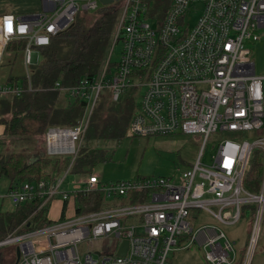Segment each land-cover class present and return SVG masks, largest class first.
<instances>
[{
    "label": "built area",
    "instance_id": "obj_1",
    "mask_svg": "<svg viewBox=\"0 0 264 264\" xmlns=\"http://www.w3.org/2000/svg\"><path fill=\"white\" fill-rule=\"evenodd\" d=\"M42 1V12L31 18L0 17V53L10 42H25L27 91H33L29 66L34 65V48L48 46L78 18L113 8L117 13L113 43L96 77L67 87L56 82L50 89L85 107L75 125L51 126L43 135L44 154L58 161L68 159L67 166L51 170L52 176L13 186L5 198L13 208L38 204L35 213L56 201L72 204L86 191L122 201L80 215L72 206L67 208L71 213L51 225L8 235L0 249L18 248L15 264H169L171 253L196 245L207 264H251L264 217V78L254 72L248 43L264 39V0H111L107 7L100 0ZM152 1L158 4L153 6ZM158 9L164 10L162 19ZM5 17L13 18L11 33ZM21 25L26 26L24 33ZM117 43L122 46L120 59L111 70ZM129 88L141 91L127 135L199 136L197 161L177 181L146 178L102 184L92 173L69 183L66 178L72 174L101 91L108 89L116 102ZM23 92L21 83L0 85V96L18 97ZM218 132L231 138L210 140ZM244 134L249 137L244 139ZM209 144L214 154L206 165L201 157ZM253 152L262 160L258 191L245 185ZM201 211L226 227L235 226L244 215L249 229L243 250H236L235 242L217 226H197ZM124 242L126 254L118 256ZM83 243L98 246L83 255L78 247Z\"/></svg>",
    "mask_w": 264,
    "mask_h": 264
},
{
    "label": "trees",
    "instance_id": "obj_2",
    "mask_svg": "<svg viewBox=\"0 0 264 264\" xmlns=\"http://www.w3.org/2000/svg\"><path fill=\"white\" fill-rule=\"evenodd\" d=\"M95 15L97 18L90 22L84 20L85 16L78 18L72 28L53 37L48 46L34 48L41 61L29 66L33 91L26 90L24 78L20 81L24 88L20 96H0V125L4 127L5 137L42 136L51 126L71 127L81 119L85 111L84 104L67 102L60 92L50 89L56 82L67 87L77 84L83 78L91 80L102 70L112 47L117 13L113 8H106ZM24 48L23 40L10 42L6 47L16 52H22ZM18 80H15V84ZM140 91V88H129L124 90L116 102L111 101L108 106H96L84 134V141L89 147L87 145L80 149L73 162V174L90 175L93 173L92 166L106 161L96 144L105 140L116 141L126 135L130 118L138 105L137 96ZM68 162V159L54 161L41 153L37 156L26 152L0 155V178L10 181V190L22 182L44 178L49 169L61 171ZM262 171L259 153L253 152L245 177L247 188L258 191ZM47 175L52 176L50 173ZM106 201L102 192L86 191L85 194H79L72 204L64 202L60 205V215L55 220H49L47 207L35 213L38 204L19 205L12 211L0 213V241L12 233H32L64 219L67 212L71 213L67 208L71 210L72 206H75L76 215L95 212L104 206L109 208L110 204ZM15 248L9 246L0 249V264H15Z\"/></svg>",
    "mask_w": 264,
    "mask_h": 264
},
{
    "label": "rangeland",
    "instance_id": "obj_3",
    "mask_svg": "<svg viewBox=\"0 0 264 264\" xmlns=\"http://www.w3.org/2000/svg\"><path fill=\"white\" fill-rule=\"evenodd\" d=\"M157 4L158 2L152 1L153 6ZM156 12L159 18L162 19L164 16V10L158 9ZM94 15L95 14L92 15L93 17L86 16L84 17V20L90 22L93 18H97V16ZM194 21L195 15L191 14L189 16V22L193 24ZM150 24L154 25L152 21H150ZM248 46L251 50L250 58L255 67L254 72L256 73V76L264 78V39H261L256 43H248ZM121 47V44L117 43L111 54L109 62L111 70L115 69V65L120 59ZM12 73L14 77L19 79V81H23V79L26 78V68L23 69L17 66ZM139 95L140 94L138 93V99ZM61 97L65 98L62 94ZM65 101H67L66 98ZM98 104H103L104 106L111 104V95L108 89L101 91L98 98ZM255 136L256 133H251V137ZM248 137L249 134L243 135L244 139ZM225 138H231V135L218 132L217 134H214L210 140L216 139L217 142H219ZM201 142V137L196 135L175 134L169 137H131L126 133L123 138L116 141L105 140L97 142L96 148L104 154L106 161L92 166L93 173L98 177L102 184L115 183L118 181L127 182L146 178H167L177 181L180 178L181 173L192 168L197 161ZM87 145L88 144L83 141L82 147H87ZM43 150V135L28 137L11 136L4 137L3 140H0L1 155L26 152L32 156H37L39 153L44 154ZM213 154L214 150L211 149L209 144L203 151L201 162L206 165L209 164L210 158ZM57 159L58 158H54L53 160L58 161ZM255 159L259 161L257 156H255ZM50 172L51 169L47 171V174ZM47 174L45 176H48ZM78 178L79 176H74L72 173L69 174L66 181L69 183L76 182ZM9 186L10 181L7 180V178H0L1 214L12 209L5 198L9 192ZM247 189L250 190L249 188ZM121 201L122 200H107L106 202L110 204L109 208H111L113 205L120 203ZM123 202L125 204L128 203L127 200H123ZM107 208V206H104L99 210H105ZM211 210L217 212L215 208H212ZM199 215L196 224L197 226H217L225 233L231 243H236L235 249L240 250V245H242L243 239L246 238L247 219L244 215L241 216L239 222L235 226L231 227L218 224L206 212L201 211ZM48 217L49 220H55L58 217L56 210L53 213L51 211ZM97 246V243L92 246L88 243H83L78 247L80 252L85 255L87 251L91 249L95 252ZM203 255V250H200L196 245H193L187 251L180 250L173 254L171 253L169 255V264H207Z\"/></svg>",
    "mask_w": 264,
    "mask_h": 264
},
{
    "label": "crops",
    "instance_id": "obj_4",
    "mask_svg": "<svg viewBox=\"0 0 264 264\" xmlns=\"http://www.w3.org/2000/svg\"><path fill=\"white\" fill-rule=\"evenodd\" d=\"M42 10H43L42 0H0V17L5 15L24 17L28 15L38 14L42 12ZM32 53H33L32 62L34 65H36L41 61V58L38 52H36L35 50H33ZM0 54H1L0 55V85H6V84L14 85L15 80H17V78L13 76L12 72H14L17 66L25 69L24 53L23 51L16 52L12 49H5ZM17 83H20V81L18 80ZM4 137H5L4 127L0 125V140H3ZM74 176H79V175L74 174ZM60 205L62 204L60 202L58 203V201L53 202L49 208V213L51 211L53 213L56 210L59 217L61 210ZM11 208L13 209L12 206ZM12 209L10 211H12ZM260 226H261V233L258 239L257 250L251 264H264V217H263L262 225ZM248 229H249V220H247L246 238L243 239L242 245H240L239 249L243 250L245 246V243L247 241Z\"/></svg>",
    "mask_w": 264,
    "mask_h": 264
},
{
    "label": "water",
    "instance_id": "obj_5",
    "mask_svg": "<svg viewBox=\"0 0 264 264\" xmlns=\"http://www.w3.org/2000/svg\"><path fill=\"white\" fill-rule=\"evenodd\" d=\"M100 1L106 7L108 5H110V4H112V1L111 0H100ZM31 16L32 15L24 16L23 18L24 19H28V18H31ZM126 250H127V242H124L123 245H122V248L118 252V256H122V257L125 256ZM19 256H20V251H19L18 248H15V263H17V261L19 259Z\"/></svg>",
    "mask_w": 264,
    "mask_h": 264
},
{
    "label": "clouds",
    "instance_id": "obj_6",
    "mask_svg": "<svg viewBox=\"0 0 264 264\" xmlns=\"http://www.w3.org/2000/svg\"><path fill=\"white\" fill-rule=\"evenodd\" d=\"M9 18L11 19V22H12V20H13L12 17H5V18H4V23H5ZM19 31H20L21 33H24V32L26 31V26H25V25H21L20 28H19ZM256 98H257V99L259 98V84H258V83H257Z\"/></svg>",
    "mask_w": 264,
    "mask_h": 264
},
{
    "label": "snow or ice",
    "instance_id": "obj_7",
    "mask_svg": "<svg viewBox=\"0 0 264 264\" xmlns=\"http://www.w3.org/2000/svg\"><path fill=\"white\" fill-rule=\"evenodd\" d=\"M5 26L9 33L13 31V25L10 18L5 22Z\"/></svg>",
    "mask_w": 264,
    "mask_h": 264
}]
</instances>
